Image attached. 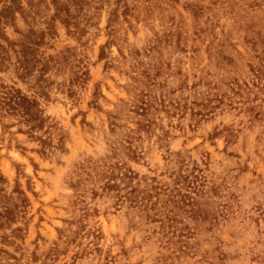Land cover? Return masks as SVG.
I'll return each instance as SVG.
<instances>
[{"label":"rangeland","instance_id":"1","mask_svg":"<svg viewBox=\"0 0 264 264\" xmlns=\"http://www.w3.org/2000/svg\"><path fill=\"white\" fill-rule=\"evenodd\" d=\"M0 264H264V0H0Z\"/></svg>","mask_w":264,"mask_h":264}]
</instances>
